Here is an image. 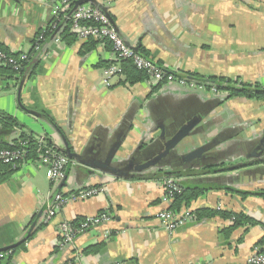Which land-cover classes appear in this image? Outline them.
I'll list each match as a JSON object with an SVG mask.
<instances>
[{
    "label": "crops",
    "instance_id": "obj_1",
    "mask_svg": "<svg viewBox=\"0 0 264 264\" xmlns=\"http://www.w3.org/2000/svg\"><path fill=\"white\" fill-rule=\"evenodd\" d=\"M56 1L0 0V43L8 52L31 51L35 36L53 20ZM95 3L127 45L164 69L223 80H204L208 87L195 89L147 78L128 84L113 77L106 84L108 44L97 42L81 54L86 40L66 44L46 35L24 73L20 102L26 109L17 100L21 77L0 74V119L11 116L18 123L4 128L0 121V143L17 145L22 134L43 135L59 148L66 142L79 157L68 163L60 192L102 191L68 201L45 222L56 186L38 158L28 157L5 175L0 166V248L25 238L0 264H248L253 250H264V197L256 194L264 190V100L228 97L222 87L230 80L264 88V0ZM188 121L192 129L163 165L135 169ZM200 146H206L201 156L180 159ZM107 159L128 175L99 170ZM166 177L201 191L179 211L242 213L254 223L233 227L232 217L216 214L169 231L157 217L168 207L161 201ZM102 212L108 221L77 234L73 245L58 246L61 221L76 226Z\"/></svg>",
    "mask_w": 264,
    "mask_h": 264
},
{
    "label": "built area",
    "instance_id": "obj_2",
    "mask_svg": "<svg viewBox=\"0 0 264 264\" xmlns=\"http://www.w3.org/2000/svg\"><path fill=\"white\" fill-rule=\"evenodd\" d=\"M72 0H57L53 4L54 18L49 27V32L59 29V24L69 21V29L79 40L93 39L100 44L110 46L111 60L103 68V82L109 84L113 77L125 79L122 61L129 60L136 70L143 72L146 78L154 83L171 84L176 83L187 88H206L204 80L197 79L185 74H176L160 66L154 60L144 56L139 51L133 50L126 44L125 40L118 34L114 24L106 11L91 3H82L70 12ZM47 28L42 29L34 38L32 54L37 53L46 41ZM53 38L59 41V35L53 33ZM13 55L11 52L0 50V66L12 69L20 76L29 61V54L22 52ZM210 90L216 92L214 84L209 85ZM35 143L39 148L37 158L45 168V175L51 184L57 186L66 173L70 160L53 142L48 141L45 136H37ZM28 145L26 141L19 140L17 145L11 147H0V162L15 166L28 158ZM164 193L161 201L168 205L167 208L158 212L157 217L165 224L169 231L196 220V215L190 209L173 211L170 206L176 195L182 193V186L174 177H166L162 180ZM102 191L99 187H91L79 193L64 195L60 191L47 202L43 220L48 222L68 201L74 199H85L95 196ZM109 214L102 212L96 215L84 217L76 226L70 221H61L58 224L59 241L58 246L63 249L73 245L74 240L80 232L94 229L100 224L108 221ZM11 250L0 251V259H4ZM248 264H264V250H253L247 259Z\"/></svg>",
    "mask_w": 264,
    "mask_h": 264
},
{
    "label": "trees",
    "instance_id": "obj_3",
    "mask_svg": "<svg viewBox=\"0 0 264 264\" xmlns=\"http://www.w3.org/2000/svg\"><path fill=\"white\" fill-rule=\"evenodd\" d=\"M75 1L76 0H72V2L70 4V10L72 9ZM51 22L48 23V25L46 26V28L48 30L46 32L47 35H52L53 33H55V35L58 34L59 37L61 38V40L65 41L66 44H71L73 41H75L77 39L75 34L72 33L69 29V21H67V20L62 21L59 24V29L57 28V30L54 29V30L49 32L48 26L51 24ZM96 43L97 42L93 39L86 40V42L83 43L81 46L80 53L84 54V53L90 51L95 46ZM0 50L8 52L6 47L3 46L1 43H0ZM138 51L140 53H143V51L141 49H139ZM12 54L15 56L18 55L17 53H12ZM28 54H29V61H30V57L32 54V48H31V51L28 52ZM32 63L33 62L26 63V69H24L20 74L21 78L24 76V73L28 70L29 66ZM122 68H123V71L125 73L124 82H126L128 84H134V83L140 82L146 78L145 74L139 70H136L129 60L122 61ZM31 72L33 73V70ZM0 74L1 75L5 74L8 77H12L15 74V72L8 67L0 66ZM189 76L197 78V77L192 76V75H189ZM218 79L221 80L222 78L210 77V78L204 79V80L208 81V82H212V81L216 82ZM222 89H224L228 92V97L245 96L247 98H255V99H259V100H264V88H262L259 85H247V84L236 85L234 82H231L230 80H226L225 85L222 87ZM0 121H1L2 126L4 128H11L15 125L18 126L16 119H14L11 116H4L3 118L0 119ZM20 140L27 142V145H28V155L27 156L33 157V158L37 157V154L39 152V148L37 147V144L35 143V138L33 139V136L31 137V135L27 136V135L22 134L20 136ZM11 146H14V145H11V144L5 145V144L0 143V147H11ZM0 166L6 169L4 175L8 174L11 171L10 170L12 167L11 165L3 164L0 162ZM200 192L199 191H193L191 189L188 190L187 188H183L182 193L180 195H176L174 197V200H173L170 208L173 211H179L182 203H185L187 205L190 202V200L195 198ZM241 194L244 196V195L251 194V193H248V192L244 193L243 192ZM256 194L264 197V190H262ZM195 213H196V219L211 217V216H214L216 214H221L223 217H226V218L232 217V219L234 221L233 227L241 225V224H245V223L246 224H253L254 223V221L252 219L248 218L246 215H244L242 213L216 212V211H213L211 209H205V208L199 209ZM73 224H75V223H73ZM87 250L91 251L92 249H86L85 251H87Z\"/></svg>",
    "mask_w": 264,
    "mask_h": 264
},
{
    "label": "water",
    "instance_id": "obj_4",
    "mask_svg": "<svg viewBox=\"0 0 264 264\" xmlns=\"http://www.w3.org/2000/svg\"><path fill=\"white\" fill-rule=\"evenodd\" d=\"M82 3H91L93 5H96L98 7H100L101 9H103V7L99 6L97 3H95V0H76L74 2V5L72 7V9L70 10V12H72L78 5L82 4ZM104 10V9H103ZM105 11V10H104ZM107 13V12H106ZM107 15L109 16L110 20L112 21V18L110 17V15L107 13ZM113 23V21H112ZM131 47V46H130ZM133 50L138 51L137 47H131ZM24 76L20 79L19 81V85L17 88V100L18 103L20 104V106L23 109H26L24 106H22L21 102H20V92H21V87H22V83L24 80ZM194 122L192 121H188L186 124L182 125L176 132L175 134L167 141H165L164 143V147L163 150L161 152H159L157 155H155L152 159L146 160L145 162H143L142 164H139V166H136V170L137 171H144L146 169H149V167L152 166H156L157 164H164V160H166V157L175 152L176 146L177 144L188 135V133L190 132V130L193 127ZM60 150L68 157V159L71 161V159L73 158H78L79 156L76 153H73L70 148L67 146V143L65 142V147L60 148ZM206 151V146H200L198 148H195L194 150L185 153L180 159L182 161H187L190 160L194 157H198L201 156L203 153H205ZM111 153H113V150L111 151ZM108 161H110L109 159H107L106 163H100L99 165H97L99 170H104L107 173L110 174H115V175H128L126 172H123L121 169L115 167V166H111L110 163H108ZM170 174V172H168ZM167 173V174H168ZM66 173L64 175V177L62 178L61 182L56 186L55 190L52 192L49 200L51 198H53L59 191L60 189L66 185ZM41 215V212L37 215V218ZM37 220H34L29 228V232L32 231V229L34 228L35 224H36ZM25 241V238H22L19 242L9 245V246H5L0 248V251H7L9 249H12L14 247H16V245H18V243Z\"/></svg>",
    "mask_w": 264,
    "mask_h": 264
},
{
    "label": "flooded vegetation",
    "instance_id": "obj_5",
    "mask_svg": "<svg viewBox=\"0 0 264 264\" xmlns=\"http://www.w3.org/2000/svg\"><path fill=\"white\" fill-rule=\"evenodd\" d=\"M186 164L188 165V163H186ZM124 168H125L126 170H130V169H133V168H134V165L131 166V165H129V164H125V165H124Z\"/></svg>",
    "mask_w": 264,
    "mask_h": 264
}]
</instances>
